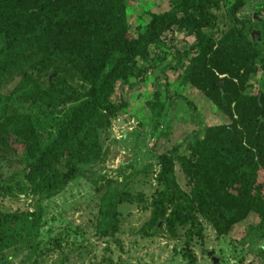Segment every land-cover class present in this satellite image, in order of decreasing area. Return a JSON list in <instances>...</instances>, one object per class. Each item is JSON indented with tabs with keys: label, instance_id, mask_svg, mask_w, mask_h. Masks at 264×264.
Here are the masks:
<instances>
[{
	"label": "rangeland",
	"instance_id": "obj_1",
	"mask_svg": "<svg viewBox=\"0 0 264 264\" xmlns=\"http://www.w3.org/2000/svg\"><path fill=\"white\" fill-rule=\"evenodd\" d=\"M237 3L241 6L233 13L230 0L228 14L262 57L264 0ZM176 4L126 0L127 26L121 31L138 39L154 17ZM161 39L137 61L140 78L122 76L117 82L111 100L118 111L99 129L98 159L81 163L63 189L40 195L26 179L32 153L21 137L5 129L9 116L36 117L49 141L91 83L72 72L61 54L64 45L53 49V38L5 57L0 47V138L6 142L0 149V239L7 244L0 264H215L214 258L218 264H264L258 206L224 234L197 209L192 211L196 223L183 221L177 200L160 199L162 156L188 155V144L203 137L202 129L232 124L229 111L235 112L236 105L235 98L223 102L208 87H199L191 66L198 55L193 36L172 28ZM256 71L250 95L264 90V68ZM31 100L38 103L28 109ZM47 100L59 109L42 120ZM54 165L64 168L65 159ZM174 178L175 192H191L195 183L177 158Z\"/></svg>",
	"mask_w": 264,
	"mask_h": 264
},
{
	"label": "trees",
	"instance_id": "obj_2",
	"mask_svg": "<svg viewBox=\"0 0 264 264\" xmlns=\"http://www.w3.org/2000/svg\"><path fill=\"white\" fill-rule=\"evenodd\" d=\"M233 1L234 13L241 6L237 2L243 0ZM125 3L126 0H0L2 57L8 52L31 50L53 38V49L64 45L61 54L64 62L69 61L72 72L91 83L86 97L74 105L49 141L43 138L36 117L28 120L29 117L9 116L5 129L21 137L32 153L26 179L35 194L63 189L81 163L98 159L99 129L109 125L118 111L111 100L117 82L122 76L140 78L143 71L137 61L146 59L149 47L160 45L161 37L177 28L196 40L192 48L198 50V55L191 59V66L199 87H208L223 102L235 98L236 105L235 112L229 111L232 124L202 129L203 137L197 135L188 144V155L173 152L162 156L159 181L164 191L160 199L177 200V212L184 214L183 221L192 218L196 223L192 211L197 209L224 234H230L235 223L246 219L258 206L262 219L258 227L264 230V90L258 95L249 94L256 69L264 68V56L260 57L259 50L231 20L227 9L230 0H175L173 9L154 17L138 39L126 38L125 31H121L127 26ZM34 38L36 45L32 43ZM219 75L226 77L220 79ZM30 103L28 109L38 102ZM46 104L42 120L59 109L50 100ZM39 108L37 105L36 110ZM1 144L6 142L0 138V149ZM174 158L195 183L190 193L175 192ZM61 159H65V166L57 169L54 163ZM6 245L0 239V250Z\"/></svg>",
	"mask_w": 264,
	"mask_h": 264
},
{
	"label": "water",
	"instance_id": "obj_3",
	"mask_svg": "<svg viewBox=\"0 0 264 264\" xmlns=\"http://www.w3.org/2000/svg\"><path fill=\"white\" fill-rule=\"evenodd\" d=\"M255 33H256V32H254L253 35H254ZM126 162H127V161H125V163H126ZM261 247L264 249V240H263L262 243H261ZM211 255H212V253L209 254V256H211ZM213 261H214L215 264H218V262H219L218 259H216V258H214Z\"/></svg>",
	"mask_w": 264,
	"mask_h": 264
}]
</instances>
